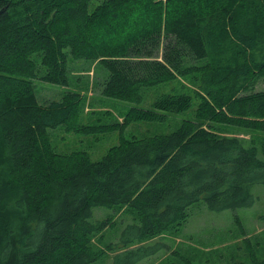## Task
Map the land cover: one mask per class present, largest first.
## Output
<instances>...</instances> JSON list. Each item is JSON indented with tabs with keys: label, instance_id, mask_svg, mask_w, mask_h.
<instances>
[{
	"label": "trees",
	"instance_id": "trees-1",
	"mask_svg": "<svg viewBox=\"0 0 264 264\" xmlns=\"http://www.w3.org/2000/svg\"><path fill=\"white\" fill-rule=\"evenodd\" d=\"M143 1L155 0H0V264H93L103 253L92 236L109 224L92 219L101 205L134 212L106 249L116 251L110 264H137L164 246L145 240L182 225L189 206L249 207L251 186H264L255 145L193 121L126 139L128 114L109 126L120 141L101 160L55 153L48 128L69 123L77 107L69 93L39 104L33 81L67 86L69 58L97 60L108 71L102 94L134 103L142 88L201 71V94L222 113L227 81L264 68V0H215L193 10L187 1L159 0L174 11L153 22L129 13ZM116 23L128 30L104 39ZM240 101L246 107L238 113L264 117V90Z\"/></svg>",
	"mask_w": 264,
	"mask_h": 264
},
{
	"label": "rangeland",
	"instance_id": "rangeland-1",
	"mask_svg": "<svg viewBox=\"0 0 264 264\" xmlns=\"http://www.w3.org/2000/svg\"><path fill=\"white\" fill-rule=\"evenodd\" d=\"M158 1H143L129 13L153 22L164 12L174 11L165 5L161 9ZM182 1H187L188 7L193 6L192 10L215 3V0ZM160 2L164 4L165 0ZM128 26L116 23L105 29L104 39L122 36ZM191 64L187 63V66L191 67ZM202 64L204 62L200 61L199 65ZM107 75L108 71L97 60L69 58L67 86L39 78L33 81L39 104L46 106L52 101H62L69 93L77 107L69 123L48 128L52 147L58 155L89 163L101 160L120 141L119 131L109 130V126L122 122L129 114L133 120L123 131L126 139L166 134L183 121H193L212 135H234L245 145H255L259 157L264 159V117L237 112L243 105L241 97L264 90V68L251 73L249 80L227 81V109L223 113L216 110L212 102H205L200 89L201 71L187 68L169 81L142 88L143 97L139 103L105 97L101 89ZM243 107H246L245 103ZM210 110L212 112L208 114ZM222 115L225 118H221ZM251 193L255 201L249 207L217 212L209 210L203 201L189 206L182 225L145 240L143 244L160 241L164 246L137 264H260L264 260V186L252 185ZM132 214L134 212L127 205L115 209L103 205L93 208V220L108 218L109 223L92 236L95 250L103 253L93 264L111 263L116 251H108L106 245L117 241L122 227L132 220Z\"/></svg>",
	"mask_w": 264,
	"mask_h": 264
},
{
	"label": "water",
	"instance_id": "water-1",
	"mask_svg": "<svg viewBox=\"0 0 264 264\" xmlns=\"http://www.w3.org/2000/svg\"><path fill=\"white\" fill-rule=\"evenodd\" d=\"M2 11H4V8H1V9H0V13H1Z\"/></svg>",
	"mask_w": 264,
	"mask_h": 264
}]
</instances>
